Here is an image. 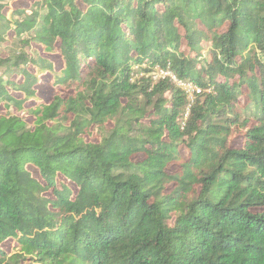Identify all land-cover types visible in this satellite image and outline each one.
Returning <instances> with one entry per match:
<instances>
[{
	"label": "trees",
	"instance_id": "1",
	"mask_svg": "<svg viewBox=\"0 0 264 264\" xmlns=\"http://www.w3.org/2000/svg\"><path fill=\"white\" fill-rule=\"evenodd\" d=\"M0 264H264V0H0Z\"/></svg>",
	"mask_w": 264,
	"mask_h": 264
},
{
	"label": "built area",
	"instance_id": "2",
	"mask_svg": "<svg viewBox=\"0 0 264 264\" xmlns=\"http://www.w3.org/2000/svg\"><path fill=\"white\" fill-rule=\"evenodd\" d=\"M152 75L154 78L171 76L173 78V80L185 91V93L187 94V97L190 101H192L194 99L196 94L201 93V91H202L201 88L198 87L196 84H194L192 82H185V81H182L180 79H177L174 74H172L169 71H165L163 69L157 68L153 72ZM187 115H188V112H187Z\"/></svg>",
	"mask_w": 264,
	"mask_h": 264
},
{
	"label": "rangeland",
	"instance_id": "3",
	"mask_svg": "<svg viewBox=\"0 0 264 264\" xmlns=\"http://www.w3.org/2000/svg\"><path fill=\"white\" fill-rule=\"evenodd\" d=\"M14 4H15V2H13ZM43 91L46 93L45 94V96L47 97V95H48V91H46V89H43ZM12 243L10 242V244L9 245H11Z\"/></svg>",
	"mask_w": 264,
	"mask_h": 264
}]
</instances>
